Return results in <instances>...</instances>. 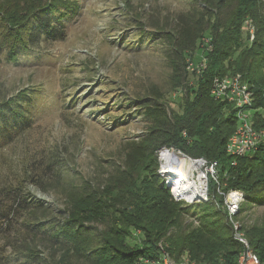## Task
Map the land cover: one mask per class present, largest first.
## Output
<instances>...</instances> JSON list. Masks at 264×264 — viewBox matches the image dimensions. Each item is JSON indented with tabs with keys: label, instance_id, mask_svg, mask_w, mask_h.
I'll return each mask as SVG.
<instances>
[{
	"label": "rangeland",
	"instance_id": "1",
	"mask_svg": "<svg viewBox=\"0 0 264 264\" xmlns=\"http://www.w3.org/2000/svg\"><path fill=\"white\" fill-rule=\"evenodd\" d=\"M61 1L65 14L51 18L60 19L62 39L41 35L15 62L0 56V102L23 94L19 106L28 121L0 147V264L58 258L50 235L66 215V194L102 187L122 164L126 145L143 138L148 124L141 99L157 96L167 111L181 112V91L169 82L170 41L181 20L202 7L200 0ZM203 59L195 50L192 65ZM194 82L188 71L187 84ZM240 208L232 220L247 240L244 232L264 227V202L244 199ZM204 209H189L183 223L194 229L218 219ZM165 256L162 264L192 263L186 252Z\"/></svg>",
	"mask_w": 264,
	"mask_h": 264
},
{
	"label": "trees",
	"instance_id": "2",
	"mask_svg": "<svg viewBox=\"0 0 264 264\" xmlns=\"http://www.w3.org/2000/svg\"><path fill=\"white\" fill-rule=\"evenodd\" d=\"M200 2L199 11L181 20L170 41L173 56L169 82L173 90L181 91V112L167 111L157 96L141 99L148 124L145 135L126 145L122 164L102 187L85 186L82 191L66 194V215L50 235L58 258L52 255L43 264H72L80 259L84 264H141L144 260L158 261L161 248L176 257L186 252L198 264H237L243 246L233 239L227 215L210 202H175L157 171V151L174 148L191 158L216 162L223 192L240 190L245 202H264V146L236 158L232 165L225 144L236 126L235 109L209 94L214 77L239 74L253 91V125L264 128V0ZM61 3L3 0L0 56L15 62L19 50L41 35L62 39L60 19L51 18L52 13L65 14L66 6ZM245 20L253 26L252 40L243 36ZM195 50L202 51L206 65L200 74L192 76L194 84L188 85L186 60L192 61ZM22 95L0 102V147L28 122L19 106ZM215 187L212 183L209 190L215 192ZM218 200L222 203V197ZM194 207L213 209L218 219L209 217L210 222L191 229L182 217ZM90 223L103 227L98 229ZM244 233L250 249L264 264V227Z\"/></svg>",
	"mask_w": 264,
	"mask_h": 264
},
{
	"label": "built area",
	"instance_id": "3",
	"mask_svg": "<svg viewBox=\"0 0 264 264\" xmlns=\"http://www.w3.org/2000/svg\"><path fill=\"white\" fill-rule=\"evenodd\" d=\"M242 31L245 35L249 36V40L253 39V26L249 20L244 21L242 25ZM206 42L207 40L204 39L203 44ZM203 58L204 59L202 62L197 66H193L192 61L186 60V70L189 71L192 76L200 74L205 68L206 59L204 55ZM209 94L214 100L229 104L235 109L236 126L225 144V153L233 158L232 165H235L236 158L252 154L253 152L257 151L259 147L264 146V128L255 127L252 121L253 114L251 112H254L252 109L254 99L253 91L251 90L250 86L242 80L239 74L214 77L210 83ZM182 135L185 136V133H182ZM168 150L176 151L182 156L186 157L189 161L199 164V170L205 176V181L203 192L196 200L210 202L227 215L228 222L230 223L233 231H235L233 236L234 240L238 241L243 246V249L239 254L237 264H261L256 254H254V252L250 249L248 242L243 237V235L241 233H236V230H239L238 222L232 220V217L237 214L238 210H240V204L244 200L242 191H222V186L217 176L218 166L216 162H208L203 158H191L183 154L180 150L165 147L157 151L156 157L159 156L160 159V154ZM160 169L161 162H158V174L164 179L165 185L169 187L170 184L167 179L164 178ZM212 183L216 185L215 192H211L209 190ZM169 191L171 197L175 201L184 200L174 194L173 188L171 186L169 187ZM219 196L222 197V203H220L218 200ZM184 201V204L191 203L187 201H185V203ZM162 253L161 257L166 255L164 258L166 260L168 254L165 253L163 255ZM182 261V264H194V262L188 263L189 261H185L183 259ZM142 263L162 264L160 260L155 262L144 260Z\"/></svg>",
	"mask_w": 264,
	"mask_h": 264
},
{
	"label": "bare ground",
	"instance_id": "4",
	"mask_svg": "<svg viewBox=\"0 0 264 264\" xmlns=\"http://www.w3.org/2000/svg\"><path fill=\"white\" fill-rule=\"evenodd\" d=\"M161 169L167 173V181L174 194L187 202L195 201L204 189L205 176L199 170V164L189 161L176 151H164L160 154Z\"/></svg>",
	"mask_w": 264,
	"mask_h": 264
}]
</instances>
